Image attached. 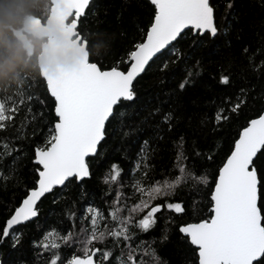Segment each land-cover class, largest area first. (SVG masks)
I'll return each instance as SVG.
<instances>
[{
  "label": "snow or ice",
  "instance_id": "snow-or-ice-1",
  "mask_svg": "<svg viewBox=\"0 0 264 264\" xmlns=\"http://www.w3.org/2000/svg\"><path fill=\"white\" fill-rule=\"evenodd\" d=\"M69 3L84 54L71 67L41 72L51 110H33L34 102L47 108L46 100L32 93L33 80L0 89V188L20 186L25 148L31 149L34 176L18 204L7 208L0 247L19 251L22 229L39 219L40 205L51 196L62 206L61 227L43 228L30 241L35 264H169L160 248L174 233L192 246L195 264H264V107L236 129L212 181L196 161L212 163L223 143L200 151L177 131L184 120L191 123L180 102L203 73L198 51L229 34L235 0H148L153 10L143 25L135 18L138 0H125L136 35L126 38L118 55L112 37L78 31L94 0ZM241 55L247 60L243 71L264 79V59L256 60L264 56V46L242 47ZM149 76L167 90L145 99L141 81ZM233 78L221 74L218 83L227 86ZM255 91L241 87L212 100L213 112L199 117V126L223 132ZM173 136V155L165 165L161 145ZM113 138L119 141L120 161L129 166L109 164L100 178L101 203L90 200L80 207L84 183L93 178V166L107 156ZM204 189L210 193L208 218L178 222V216L196 218L201 203L196 197ZM184 191L187 202L178 199Z\"/></svg>",
  "mask_w": 264,
  "mask_h": 264
},
{
  "label": "trees",
  "instance_id": "trees-1",
  "mask_svg": "<svg viewBox=\"0 0 264 264\" xmlns=\"http://www.w3.org/2000/svg\"><path fill=\"white\" fill-rule=\"evenodd\" d=\"M218 2L222 3V0ZM50 8L51 0H0V89H11L33 80L32 93L47 102L46 109H41L40 105L34 102L32 107L37 112H49L52 108V101L48 96L45 83L39 79L38 55L41 51V41L33 36L30 28L38 19L45 21ZM152 10L148 0H138V7L135 11L137 23L146 24ZM228 23L231 24V31L227 36H222L215 41L210 40L199 49L197 58L203 61V73L195 86L188 90L180 102L182 113L191 118V123L189 120H184L177 131L188 137L190 148L193 141L198 150L205 152L212 149L217 141L224 145L223 149L214 156L212 163H207L202 159L196 161L197 167L203 166L208 172L210 181L215 179L216 170L222 164L236 129L249 116L254 115L255 111L264 107V95L261 94L264 91V79L251 72L243 71L247 68V60L241 55L242 47L247 46L250 50H256L264 46V0H235ZM220 25L223 26V21ZM78 30L86 37L90 33L112 37L117 55L125 46L126 38L132 39L136 35L125 0H94L91 9L81 18ZM91 50L96 51L95 48ZM261 59H264V56L257 55V62ZM110 62V58L105 60V63ZM221 74L234 75L230 85L225 86L218 83V77ZM141 86L145 99L162 94L167 90V86H160L156 78L151 76L145 77L141 81ZM241 87L255 88L256 91L251 93L249 105L239 118L225 125L221 133H213L211 126H199V117L211 116L213 109L209 107V104L212 100L225 94L235 93ZM51 118L49 116V119ZM192 129H196L195 136L192 135ZM174 140L175 136L171 137L167 144L161 145L160 162L165 165L170 162L173 155ZM118 147V138H113L107 145V156L94 164V176L91 180L85 181L83 191L86 195L78 206L82 207L90 200L101 203L105 187L100 178L109 164L120 161L121 153L117 150ZM25 151L27 156L22 157L18 165L20 186L9 185L6 189L0 188V223L8 215L7 208L17 205L19 199L23 197V186L32 185L34 179L31 164L32 153L28 148H25ZM120 162L122 167L128 168L127 161ZM209 187H214V185L210 184ZM209 195V190L204 189L203 195L196 197L201 203L195 219L191 216H178L177 221L197 222L198 219L208 218V209L211 206ZM52 199L51 196L45 199L40 205L39 219L22 229L26 234L23 247L19 251L0 247V259L8 260L9 264H35V254L30 241L38 238L43 228L61 227L57 221L61 219L62 206L54 205ZM178 199L187 202L190 197L187 191H184L178 192ZM158 232L159 229L155 234ZM160 254L169 264H195V253L192 246L183 241L178 233H174L171 240L161 246Z\"/></svg>",
  "mask_w": 264,
  "mask_h": 264
},
{
  "label": "water",
  "instance_id": "water-1",
  "mask_svg": "<svg viewBox=\"0 0 264 264\" xmlns=\"http://www.w3.org/2000/svg\"><path fill=\"white\" fill-rule=\"evenodd\" d=\"M30 29L33 36L41 41L38 55L40 74L71 67L84 54L83 42L72 26L69 0H51L46 20H36Z\"/></svg>",
  "mask_w": 264,
  "mask_h": 264
}]
</instances>
